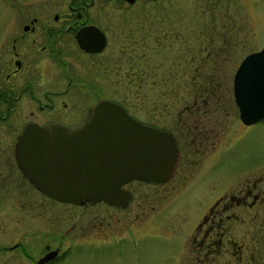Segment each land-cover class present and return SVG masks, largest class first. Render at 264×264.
<instances>
[{"label": "flooded vegetation", "instance_id": "af4514ba", "mask_svg": "<svg viewBox=\"0 0 264 264\" xmlns=\"http://www.w3.org/2000/svg\"><path fill=\"white\" fill-rule=\"evenodd\" d=\"M29 3V0L8 2V25L0 28V206L4 208L0 210L7 211V218L11 216L7 222L13 232L17 231L9 243L0 245L1 264L7 261L8 264H60L69 253L86 246L96 249L133 235L142 236L143 232L155 233L160 226L152 219L161 215L160 220L165 221L181 211L170 209L167 201L183 188L189 174L207 157L218 153L224 128L229 125L224 124L223 114L231 113L233 121L245 126L256 121L264 123V117L249 124L240 120L232 88L239 63L256 49L246 51L241 47L234 37L233 22H219L216 26L211 21L210 26L192 28L190 0H63L59 10L50 12L43 4L39 10H31ZM219 12L218 6L213 13L215 19ZM196 13L200 18V12ZM111 45L120 52V65L110 66L107 55L111 53ZM93 46L100 47L96 50ZM93 58H97L95 67L104 66L101 76L112 70L110 79L112 74L121 82L117 89L122 96L126 77L141 79L144 66L151 67L152 82L158 77L156 73L161 64L177 66L170 70L172 79L168 82L172 85L167 105L156 108L148 120L134 115L122 102L111 98L109 85L107 92L100 94V87L96 89L95 85L96 75L92 74ZM99 59L109 62L108 67ZM125 66L134 67V71ZM218 67H232L229 87L225 84L226 77L218 74ZM113 91L117 92L115 88ZM101 98L119 103L136 120L170 133L176 157L168 178L160 182L127 181L122 188L130 196L124 206L103 201L83 204L61 201L38 189L17 164L18 133L30 121L75 127L86 107ZM164 113L166 122L161 117ZM175 176L178 186L169 197L155 191L152 203L133 204V222L129 225L120 220L119 226L111 228L109 220H105L106 212L84 214L86 208L97 204L116 212L124 210L132 198V189L127 186L131 182L161 188ZM30 193L37 197L35 201L28 196ZM11 194L16 200L13 205L27 211L35 209L37 216L42 217L38 221L42 220L43 228L49 227L43 242L28 246L21 242V231L31 227L33 221L16 222L15 208L8 199ZM65 205L71 207L76 219L68 227H63L62 219H58L59 208L62 211ZM193 212L194 219L185 227L186 234L179 246L184 264H260L264 241V172L238 181L207 208ZM76 222L77 236L62 244ZM238 223L246 229L235 228ZM14 224H19L17 230ZM18 253L21 259L15 257ZM224 255L229 261L223 262Z\"/></svg>", "mask_w": 264, "mask_h": 264}, {"label": "rangeland", "instance_id": "374dc122", "mask_svg": "<svg viewBox=\"0 0 264 264\" xmlns=\"http://www.w3.org/2000/svg\"><path fill=\"white\" fill-rule=\"evenodd\" d=\"M11 1L0 0V28L8 25L7 10L10 5L8 2ZM29 1L31 10H39V5L43 4L46 10L50 12L62 6L63 0ZM213 1L190 0L189 22H191L190 26L192 28L210 26L209 23L211 21H215L216 26L220 25L219 22L222 24L225 22H233V27L235 28L234 37L244 50H257L262 46L264 43V0H218L215 3ZM218 6L220 12L217 16L218 19H215L213 13ZM195 12H200V18L196 17L197 13L195 14ZM219 16L224 17L221 19ZM110 47H112L111 53L107 55L110 58V66L113 64L120 65L118 63L121 60L119 50H117L116 46L111 45ZM162 53L160 52V56ZM92 60L94 65L92 74L96 75L94 77L96 89L99 86L100 94H105L107 92L105 89L109 85V96L122 102L134 115L150 120L151 113L156 108H162L167 105V95L172 85L168 82L172 79L170 72L177 66H169L165 63L161 64L156 73L158 77L152 82L153 77H150L151 67L144 66L145 63H143L144 74L141 79L138 76H133L132 79H129L127 76L124 87L125 93H123L125 95L122 96L118 93L119 90L117 89L121 82H118V78L113 77L112 74L110 79L109 73L112 70L110 69L108 75L101 76L104 71V66L100 65L95 67L97 58H93ZM99 60L106 64L105 67H108L109 62L105 59ZM121 66L124 65L121 64ZM125 68L134 71V67L132 66H125ZM217 69H219L218 74L220 73V75L226 77V83L223 80L221 85L223 86L225 83L229 87L232 67H218ZM175 72H178V70H175ZM140 81L142 85H139ZM113 88L117 92H114ZM161 117L166 122L167 114L164 113ZM223 117L224 124L229 125L224 128L222 144L216 150L218 153L207 157L203 164L201 163L193 173L189 174L183 188L175 192L167 201L170 209L181 211H176L174 215L165 221L160 220L162 218L161 215L155 216L152 220L157 221L160 227L153 234L149 231L143 232L144 234L142 236L134 237L133 235L116 243H107L105 247L96 249L86 246L69 253L67 258L60 264H184L180 256L182 252L179 250V246H181L186 234L185 227L194 219L195 213L193 211L207 208L219 194L232 188L238 181H244L245 178L260 171L264 172V123L256 121L245 126L237 120L233 121V115L231 113L223 114ZM178 182L179 180L175 176L163 187L156 188L152 184L133 181L127 185L129 189H132V198L127 208L116 212L112 208L104 209L101 204H97L86 208L84 214L89 215L93 211L106 212L107 217L105 220H109L111 228L115 225L119 226L120 224L118 222L120 220L125 221L129 225V223L133 222L131 216L134 203H152L155 191H162L165 197H169L172 189L178 186ZM28 196H30L32 201H35L37 198L33 193H30ZM8 199L15 208L13 213L16 222L17 220L20 221V219L33 221L31 227H26L23 232L21 231V242L28 246L29 244H35L37 241L43 242L47 239L46 232L49 230V227L48 229L43 228L41 225L42 220L38 221L42 217L37 216L38 213H36V210L29 209L27 211L13 205L16 201L15 195H8ZM60 208L58 219H62L63 227H68L70 223L76 220L73 217L74 214L70 206H62V211ZM0 209L4 208L0 206ZM183 209L185 211H182ZM234 210L240 213L245 220L248 219L238 208H234ZM7 215V211L0 210V245L9 243L10 238H13L11 237L12 234L14 233L13 236H15L17 232H13L14 230L11 229V224L7 222L11 219V216L7 218ZM77 224L78 222L67 232L68 236L62 240V244H66L69 239L77 236ZM18 225L14 224L16 230L18 229ZM237 226L240 231L246 229L244 224L240 225L238 223L235 228ZM160 228H163V230H160ZM51 231L54 232V229H51ZM233 233L235 234V232ZM18 234L20 235V233ZM56 241L57 238L53 240V242ZM244 241L247 242V237L244 238ZM261 247L263 253L260 264H264V241ZM15 251L18 252L19 249ZM16 256H18L17 259H21L19 253ZM2 257L4 258L5 256L3 255ZM227 261H229V257L224 255L223 262ZM5 264H8V261Z\"/></svg>", "mask_w": 264, "mask_h": 264}, {"label": "water", "instance_id": "95a60500", "mask_svg": "<svg viewBox=\"0 0 264 264\" xmlns=\"http://www.w3.org/2000/svg\"><path fill=\"white\" fill-rule=\"evenodd\" d=\"M232 88L243 123L264 117V44L243 57ZM15 157L23 174L56 199L124 206L130 193L122 185L166 180L176 148L170 133L101 98L86 107L75 127L27 122L16 136Z\"/></svg>", "mask_w": 264, "mask_h": 264}]
</instances>
